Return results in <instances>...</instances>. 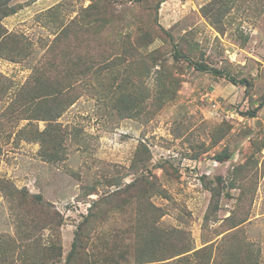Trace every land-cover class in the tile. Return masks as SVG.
<instances>
[{
	"label": "rangeland",
	"instance_id": "1",
	"mask_svg": "<svg viewBox=\"0 0 264 264\" xmlns=\"http://www.w3.org/2000/svg\"><path fill=\"white\" fill-rule=\"evenodd\" d=\"M210 1L0 0L17 9L0 23L23 39L17 55L9 48L0 55V88L6 91L0 94V178L30 196L41 194L59 214L37 240L27 239L17 232L16 208L0 192V264H65L93 200L139 177L147 178L144 189L152 194L108 205L74 264H112L116 258H127L122 264H160L148 261L155 258L151 253L179 251L181 242L193 248L189 253L213 245L214 255L252 252L264 264V0L232 3L223 32L203 14ZM95 18L113 22L103 27L92 23ZM67 28L69 41L72 31L81 30L82 47L114 65L82 80L80 97L58 123L21 119L8 136L13 122L7 109ZM143 30L147 41L139 36ZM174 43L188 57L176 59ZM131 48L135 56L122 55ZM103 81L110 83L108 98ZM121 85L136 97L137 108L131 99L117 98ZM162 89L166 98L159 99ZM55 125L65 136L61 145L44 146L27 136L29 128L39 133ZM136 158L145 163L135 165ZM84 186L95 193L86 196ZM177 258L163 264H181Z\"/></svg>",
	"mask_w": 264,
	"mask_h": 264
},
{
	"label": "trees",
	"instance_id": "2",
	"mask_svg": "<svg viewBox=\"0 0 264 264\" xmlns=\"http://www.w3.org/2000/svg\"><path fill=\"white\" fill-rule=\"evenodd\" d=\"M238 0H211L203 8V14L218 28L220 31H226V27L223 24V17L227 14V11L230 5ZM246 1V0H242ZM90 8L86 9L91 10ZM17 11L16 7L9 6L7 2L4 4L0 3V22L2 18L8 16L9 14L15 13ZM94 24H100L103 27L110 26L113 21L109 19H93ZM91 22L88 23L90 25ZM73 26V25H72ZM71 28V27H70ZM73 35L72 40L69 41V34L71 32L67 29L59 32L53 43L49 45L44 53L43 66L38 70L37 74H34L31 79L26 82L17 92L15 100H13L12 107L7 109V113L11 115L10 119L13 122L11 131L8 133V136H11L13 133V128L16 129L19 120L21 119H37V120H49L52 125L54 122H57L58 118L63 114L62 112L67 109L70 105L76 102L80 97L82 91V80L88 77L93 73L99 75L104 68L114 65V62H108L107 57L100 58L101 60L93 58V54L88 49L82 47L83 43V33L81 30L72 31ZM170 37L173 36L169 34ZM147 41V32L144 30L139 35ZM125 37V36H121ZM22 37L15 32H9L1 23H0V55L4 49H14L13 53L18 54L19 49L22 48L20 45ZM146 43V42H145ZM7 51V50H6ZM107 50H104L106 52ZM136 49L131 48V53L125 51L122 55L126 54L127 56H135ZM11 53V52H10ZM157 52L154 50L148 53L147 57L153 58ZM173 53L176 59L188 57L180 48L179 43L173 44ZM104 54V53H103ZM138 56H142L138 51L136 52ZM196 68L200 70H208L216 75H224L233 83H243L246 86H249V81L245 78L237 79L235 76H232L229 72L221 70L215 67H209L203 62H193ZM112 70V69H111ZM119 71V70H118ZM46 72H51V75H45ZM165 75V74H164ZM129 80V78H127ZM126 79V80H127ZM105 89L107 90L105 98L109 97V89L106 88L110 83L104 82ZM124 87L126 84H123ZM119 86L116 90L120 91L117 98L123 100L124 97L131 99L133 103L132 108H137L136 97L133 100L132 96L128 91H123L122 86ZM94 89V88H93ZM3 88H0V94L4 92ZM96 91V89H95ZM6 91L3 93V95ZM166 98V92L161 90L159 94V99ZM170 98H167L169 100ZM119 102V101H118ZM263 101L260 103L262 106ZM255 110L249 111V114L254 115ZM58 123V122H57ZM57 126V125H55ZM25 127V126H24ZM24 127L20 128L18 133H22L25 129ZM57 127L51 129L46 127L44 130L38 133V129L29 128L27 136L35 135V139L40 140L44 143V146L54 144L61 145L65 136L61 131L57 132ZM60 141V142H59ZM46 149H48L46 147ZM51 157V153L48 154ZM55 156V155H54ZM53 156V157H54ZM58 157V156H57ZM222 159V157H219ZM134 164H144V159L136 158L134 159ZM144 179L147 178H138L133 182L128 183L126 186L115 190L113 192L107 193L100 197L98 200H93L91 206L89 207V212L85 218L80 222L78 231L75 235V239L72 243V248L69 251L65 264H74L76 257L86 251L89 246V241L92 239V230H94V223L97 218L104 216L107 212L106 207L108 205H117L122 206L126 205L134 200L138 201L140 199L146 198V194L149 196L152 194L149 190L144 189ZM111 183V182H110ZM113 185V183H111ZM152 186L158 188L157 181H152L150 183ZM120 185V184H118ZM141 188V194L139 189ZM135 189V190H134ZM85 195H90L95 193L96 188L91 186H84ZM0 192L7 198L11 203V207H15V217L17 222L19 234L24 235L27 239L30 237L39 238L43 230L49 225H54L55 221L58 219V212L52 211L48 203L42 198L41 194H30L21 189H17L13 184L8 180H2L0 178ZM146 192V194L144 193ZM214 198H217V195L213 193ZM121 197V199H120ZM143 198V199H144ZM30 204V208H35L34 210H26L21 207V205ZM46 203L47 206L46 207ZM19 208V209H18ZM58 221V220H57ZM60 223V221H59ZM237 224L233 225L236 226ZM165 241L169 242V239ZM185 242H181L179 251L169 252L172 248H165L166 250L161 251L163 255L156 256L158 251L155 250L151 253L153 254L152 260L148 261H161L160 264L165 263V260L176 257L178 262L181 264H260L259 256H255L252 252H248L247 255H241L239 253H234V251L229 250L228 252L219 251L218 256L213 252V245H205L199 249L194 250L192 253H189L193 248L187 245L184 246ZM141 249H144V245H138ZM177 247V244L173 246ZM231 251V252H230ZM88 255V254H87ZM157 257V258H156ZM127 259V258H122ZM117 259L112 264H122L121 260ZM147 262L139 261L137 263Z\"/></svg>",
	"mask_w": 264,
	"mask_h": 264
}]
</instances>
